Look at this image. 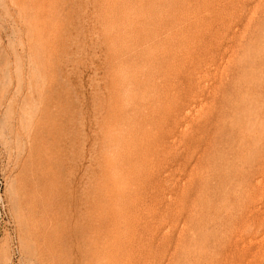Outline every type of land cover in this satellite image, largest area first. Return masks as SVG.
Returning <instances> with one entry per match:
<instances>
[{
    "label": "rangeland",
    "instance_id": "1",
    "mask_svg": "<svg viewBox=\"0 0 264 264\" xmlns=\"http://www.w3.org/2000/svg\"><path fill=\"white\" fill-rule=\"evenodd\" d=\"M0 264H264V0H0Z\"/></svg>",
    "mask_w": 264,
    "mask_h": 264
}]
</instances>
